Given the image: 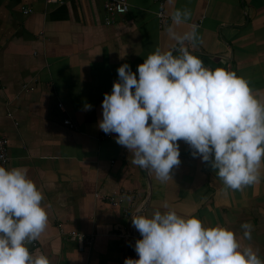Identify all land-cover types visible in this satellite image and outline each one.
Returning <instances> with one entry per match:
<instances>
[{
    "label": "crops",
    "instance_id": "0c3cea01",
    "mask_svg": "<svg viewBox=\"0 0 264 264\" xmlns=\"http://www.w3.org/2000/svg\"><path fill=\"white\" fill-rule=\"evenodd\" d=\"M104 1L0 0V135L7 138V168H27L48 212L33 254L43 253L50 264L138 259L134 245L141 237L131 215L140 209L151 216L167 203L178 215L232 230L264 258V168L259 183L225 191L210 164L179 141L181 163L161 183L131 163L115 133L97 126L117 68L127 63L138 77L137 65L149 53L172 48L170 26L184 33L196 25L190 53L209 69L235 72L264 98V0H127L128 10L108 23ZM177 9L190 17L173 25ZM107 196L120 198L118 205ZM245 222L253 225L250 240L243 238ZM70 232L93 241L78 250Z\"/></svg>",
    "mask_w": 264,
    "mask_h": 264
},
{
    "label": "clouds",
    "instance_id": "9594fccd",
    "mask_svg": "<svg viewBox=\"0 0 264 264\" xmlns=\"http://www.w3.org/2000/svg\"><path fill=\"white\" fill-rule=\"evenodd\" d=\"M189 17V10L177 9L171 20L180 25ZM196 30L192 25L178 33L170 26L172 48L149 53L137 65L138 77L127 63L120 65L111 93L103 96L97 126L115 133L131 163L161 183L172 179L181 163L178 142L183 141L193 157L210 164L225 191L243 190L262 179L264 98L235 72L209 69L191 54L187 45L195 46ZM43 200L27 168L0 166V264H50L28 247L48 227ZM163 207L167 210L151 216L140 209L131 215L141 238L134 245L138 259L125 258L124 264H264L259 250L242 246L232 230L178 215L167 203ZM241 229L250 240L253 225L245 222Z\"/></svg>",
    "mask_w": 264,
    "mask_h": 264
},
{
    "label": "built area",
    "instance_id": "2783aa9c",
    "mask_svg": "<svg viewBox=\"0 0 264 264\" xmlns=\"http://www.w3.org/2000/svg\"><path fill=\"white\" fill-rule=\"evenodd\" d=\"M44 2H51L56 0H43ZM103 7L106 12V16L104 17V21L108 23L111 21V16L114 14L124 13L128 10L129 3L127 0H105L103 2ZM24 13L29 12V9H23ZM161 12H157V16H161ZM161 18V17H160ZM56 106L60 107V102H56ZM63 124L68 127H72L73 123L68 118H63ZM7 138L3 135H0V166H4L7 168ZM97 196V194H95ZM111 204L118 205L120 198L118 197H105ZM123 212H127V208H123ZM70 237L76 241L77 249L82 250L84 246L89 245L93 241L92 235H86L79 232H70ZM29 251L33 253V250L36 248V242L34 241L32 244L28 245Z\"/></svg>",
    "mask_w": 264,
    "mask_h": 264
}]
</instances>
